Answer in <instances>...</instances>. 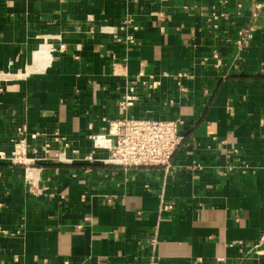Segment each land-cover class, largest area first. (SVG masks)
<instances>
[{
	"label": "crops",
	"instance_id": "1",
	"mask_svg": "<svg viewBox=\"0 0 264 264\" xmlns=\"http://www.w3.org/2000/svg\"><path fill=\"white\" fill-rule=\"evenodd\" d=\"M140 69L168 75L121 106ZM129 117L179 121L168 166L93 147ZM22 125L0 264H264V0H0V150Z\"/></svg>",
	"mask_w": 264,
	"mask_h": 264
},
{
	"label": "built area",
	"instance_id": "2",
	"mask_svg": "<svg viewBox=\"0 0 264 264\" xmlns=\"http://www.w3.org/2000/svg\"><path fill=\"white\" fill-rule=\"evenodd\" d=\"M260 5H257L259 8ZM256 15V14H255ZM248 30H251L249 28ZM248 31L244 34L247 36ZM131 39V37H130ZM60 50L64 45H60ZM168 73L163 72L161 76L146 74L140 69L135 80L131 81L119 101L121 106H131L140 95H147L152 89L157 88ZM185 72L177 73L178 77L185 76ZM144 89V93L142 90ZM26 126L18 128L20 135L13 139L12 150L9 154L0 150V159H6L12 163L28 165L33 158L28 156V144L26 137ZM40 134L35 132L29 136L33 139ZM179 132V121L176 119H145V118H124L117 123H111L107 133L91 136L93 147L103 148L108 151L107 161L122 166H168L171 158L181 142ZM58 132L49 134L44 142L46 149H50L55 143L62 145ZM67 142H64V146ZM35 150L34 148L32 149ZM59 159L60 156L57 153ZM164 209H170L171 205H165Z\"/></svg>",
	"mask_w": 264,
	"mask_h": 264
},
{
	"label": "bare ground",
	"instance_id": "3",
	"mask_svg": "<svg viewBox=\"0 0 264 264\" xmlns=\"http://www.w3.org/2000/svg\"><path fill=\"white\" fill-rule=\"evenodd\" d=\"M45 49H46V48H45ZM45 51H47V50H45ZM45 51H44V52H45ZM42 52H43V51H42ZM43 55H44V54H43ZM49 55H50V53H49ZM49 55L46 53V55H44V57H45V58H47V57L49 58ZM41 58H42V57H41ZM46 60H47V59H46ZM43 61H44V59H43ZM44 62H46V61H44Z\"/></svg>",
	"mask_w": 264,
	"mask_h": 264
}]
</instances>
